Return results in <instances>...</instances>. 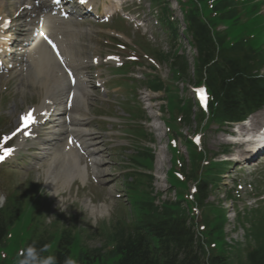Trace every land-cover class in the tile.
Instances as JSON below:
<instances>
[{"label": "rangeland", "instance_id": "1", "mask_svg": "<svg viewBox=\"0 0 264 264\" xmlns=\"http://www.w3.org/2000/svg\"><path fill=\"white\" fill-rule=\"evenodd\" d=\"M262 5L259 10L263 13L264 4ZM207 9L209 10L210 8L206 7L205 10L202 9L203 13H208ZM238 10L242 11L241 8H238ZM208 15L209 14H206L205 16ZM221 30L224 29L221 27ZM254 31L255 33L256 31L258 32V30H255L254 28H252L251 31L250 28H244L242 21H240L238 23L234 22L232 25L225 26V30L223 32H226V34L229 36V39L232 40L238 37L245 38L246 35L249 36L250 32ZM259 31L263 33L262 29ZM81 43L84 44L82 40H80L79 44ZM183 46L185 47L184 50L186 52V59L188 60L190 66L187 72V76L189 77H186L182 81L184 83L193 85L194 80L192 78L191 66L194 62L195 52L191 47L188 46L186 39H183ZM74 48L72 49L74 54L75 52L78 53V51L80 53H84L87 50L85 47H78V45ZM128 72L133 73L135 77L141 78V80H145L143 77L146 74H151L152 77L160 75V77L165 79L170 74L167 64H161V74L142 67H131ZM9 87L11 94L10 96H6L3 94L4 89L2 85H0V100L2 99L3 103L7 102V104L11 106V108H2L3 113H6L10 118L8 117V121H0L1 133L8 132L12 125L15 124L17 116L20 112H22L20 105L23 104V101L28 100L29 103H31L36 99L37 94H39V91H36V88H31V86L22 87L11 84ZM113 87L114 86L111 85V88ZM133 89L138 95V98L135 100L137 105H131L130 101H126L128 98L127 97L125 98L126 100H123L128 103L124 106L125 110L130 109L132 113L137 114L139 117L148 115L151 117V122L152 120L154 122V119L156 122L160 116H170L169 114L171 112L168 110V102L164 100V93H153L148 91L146 88H144V82L140 80L134 83ZM178 92L180 94L178 96V100H191L193 97V94L188 86L186 88L185 85H179ZM161 105L165 106L162 109L163 113L158 112V109ZM117 109V106L108 109L102 100H98L96 104H87L85 106V111L90 117V121H92V123L88 125L87 131L90 135L97 137L96 147L99 149V151L101 150L100 166L98 167L97 171L103 181L106 182V190L109 191V193L106 191L102 193V198L100 201H105V205L107 208H109L108 210L112 211L115 210L114 205L117 204L116 211L118 213V219L115 220L117 221L121 218H124L125 220L121 222L124 224L126 220H129V222H135L141 213V210L134 208V206H128L124 200H117L115 202L113 197L115 194H119V192L123 193L124 187H126L123 178L116 175L120 173L119 164L124 160V156H128V152L126 149L121 151L114 148V144L109 143L108 138H104L105 133L102 132L105 129H99L93 119L95 117L97 120L98 117L106 116V114L116 115ZM191 112L194 111L191 110ZM156 126V131H153V145H149L151 148L150 150L154 155L155 162L151 166L146 164L153 175L152 187L151 189H145L141 185V188H138L139 191L135 192L132 196L131 201L133 203L144 199H149L148 201H154L156 204L161 205L163 202H172L173 200L178 199L176 195L177 193L175 192L174 194L173 187L169 186V182L168 180L166 181L165 178V174L170 167L171 161L170 155L165 149L166 144L168 143L167 136L165 135L159 121L156 122ZM148 128L149 129L147 130V133L152 134V130L150 127ZM179 129L181 132L187 134H192L194 131L202 129L205 131L202 138V148H205L207 152V158H213L224 153L225 151H228L227 148L222 145V143H218L217 141V138L222 139L220 132L217 131V129L222 131V128H215L213 125H207V128L204 129L203 127H200V124H198L196 120L193 121L191 119L189 125L180 126ZM176 141L177 147L182 146L181 141H178L177 139ZM138 142L139 141H137V144ZM140 144L146 145L144 143ZM131 145L132 142L129 143L128 147ZM232 149L229 150V152L239 156L237 151ZM175 150H177V148ZM181 150L183 151L184 148ZM217 160L218 159H214L212 162H217ZM262 167L263 166H260L254 175L249 176V179L245 175H242L244 180L241 184L239 182V177L235 175L238 174V172H236L237 169L234 171V166H229L228 171L224 174V176H222V178L212 182V187L209 188V192L211 193L205 200L206 208L205 211H203V217L208 219V221L217 220L218 226L220 225L219 235H216V237L213 236V238H215V240L212 238L214 241H211L212 239L208 240V242H213L214 245L215 242L217 243V246L215 245V247H213L211 250L227 258L231 264L245 263V248L249 243V240H246V232L244 231V228L248 229L249 222H252L253 220L248 222V218L242 216L248 212L247 208H249V205L251 206L253 202L249 201V196L264 189V184H262L263 181L259 183L256 182L254 186L251 185L252 187L250 189L246 186H243V183H245L247 180L252 183L254 180L258 181L260 177L264 178V169ZM1 170L5 171L6 168H1ZM3 171H0V190L5 192L4 190L10 189L12 197L3 205L0 203V208H2L1 210L3 214L5 212L6 215H8L11 213V209L16 208L14 205L21 207L20 215L14 221L16 234L27 229V232L32 239H37L39 237L50 238L52 242L50 245V253L54 252L57 241L65 235L68 239L70 238L72 240L69 253L71 258L75 260L76 256H78L80 253L86 254L89 250L100 248L104 244L110 243L109 238L111 237L113 222L115 224V220H113L111 217L112 215H109L107 211L103 217L101 216L99 219L93 218L88 207H83L84 203L82 202L86 200L87 191L89 189H80L78 191L76 190V187L72 186L69 188L70 192L63 191L62 194L58 193L55 197L50 198L48 191L44 188V184L42 183L43 178L41 174L37 175L36 172H29L31 176L24 180V177H21L13 172L3 173ZM235 178H238V180ZM234 180H237L239 183L234 184L237 183V181ZM33 183L37 184V186H34V189L30 190L29 185L31 184L32 186ZM180 185L177 187V192L187 191V194L188 192L190 193V189L192 187L190 182ZM233 187L234 189H232ZM80 191L83 192L80 193ZM38 196H40V198H38ZM183 204L182 208L185 209L184 205L186 206V204ZM211 209L214 210L211 212ZM199 212L200 211L196 212L195 217H199ZM238 213L240 216H237ZM67 232L69 234H67ZM15 233L13 232L14 235H12L10 238V243L5 250V252L9 250L12 257H14L13 252L16 248V237L18 238V236H15ZM208 233L209 232H206L205 234L208 235ZM216 239L218 241H216ZM11 260L10 264H13ZM94 264H111V261L98 260L97 262L96 259Z\"/></svg>", "mask_w": 264, "mask_h": 264}, {"label": "trees", "instance_id": "2", "mask_svg": "<svg viewBox=\"0 0 264 264\" xmlns=\"http://www.w3.org/2000/svg\"><path fill=\"white\" fill-rule=\"evenodd\" d=\"M232 4V0H219V6L216 9ZM194 39L199 54V67L204 70L207 85L212 92L214 91L219 105L215 113L219 117L242 118L246 112L250 111L249 108H246L242 90L245 88L246 72L251 68L244 64L245 58L241 59L236 55L241 46L235 45L229 48L220 46V50H222L218 54L220 61L217 60L218 64L216 65H209L217 53L215 46L208 41L210 38L203 25L197 24L195 27ZM220 41H217L218 45L221 44ZM224 51H226V55L222 58ZM262 83L257 81L256 84L253 83L246 87L248 90L246 95L250 98L248 101H251L252 105L254 102L262 101L261 97L264 96V84ZM237 110L238 114H236ZM202 188L199 192V204L207 197L204 186ZM175 207L177 208V206ZM142 211L144 214L138 228L143 230L145 235L136 230L127 235L123 232L118 233L117 248L111 255V258L115 259L113 264H231L223 257H212L206 263L204 262L200 243L194 238L192 230L185 226V219L180 211L152 205L143 206ZM259 224L261 225V223ZM218 227L220 229V225ZM255 229H252L251 233L246 236L252 240L254 247L247 250L244 264H264V229L263 226H258ZM1 235L2 229L0 228V238ZM148 237L157 241V249L150 248ZM34 245L37 248L46 246L42 241ZM67 245L69 242L65 246ZM61 250L64 251V248ZM59 252L60 249L56 252L57 264H64L66 255H61ZM80 263L90 264V261L86 259L85 262L79 261Z\"/></svg>", "mask_w": 264, "mask_h": 264}, {"label": "bare ground", "instance_id": "3", "mask_svg": "<svg viewBox=\"0 0 264 264\" xmlns=\"http://www.w3.org/2000/svg\"><path fill=\"white\" fill-rule=\"evenodd\" d=\"M48 61L49 60L35 61L33 65L37 70V76L40 77L41 81L43 80V82L39 81L40 86L45 89L46 95L51 91L50 93L54 97V94L60 91V87L66 85V80L64 81L61 76L57 75L59 74V72H57L52 63ZM77 80L80 81L79 77L77 78ZM51 88L54 89V92H52ZM81 90L82 89L78 83H76L74 87L69 86L68 88V92L73 91L75 93V98H73L71 108L68 111L69 116L77 112L79 108L81 102V96L79 95V93L81 92ZM42 110L43 108L41 107L39 111ZM249 120V127L241 128L239 130L240 133L243 132L244 136H248L249 131H254L255 128L258 127L262 123V121H264V112H259L258 114L252 116ZM81 125L82 122L74 121L69 117V123L64 122L58 129V133H61L63 141L60 144L61 148L52 152V157L48 164V169H46L42 173L44 174L45 184L50 192L51 198H53L58 192H62L64 191V189H68V183L72 182V178L74 175L75 177H82L79 165L72 158V152H70V150H67L65 142L68 133L77 138L79 142H81L82 147H86V135L83 133V130L80 129ZM61 135L59 134V136H56L57 140L55 141L54 145L49 148V150H52L54 146H56V144L60 142ZM248 141L249 142H247V145H251L252 143L255 145L253 137ZM86 206L87 204H84V207ZM97 212H99V215L102 217L105 214H103V211L99 209Z\"/></svg>", "mask_w": 264, "mask_h": 264}, {"label": "clouds", "instance_id": "4", "mask_svg": "<svg viewBox=\"0 0 264 264\" xmlns=\"http://www.w3.org/2000/svg\"><path fill=\"white\" fill-rule=\"evenodd\" d=\"M45 251H47V246L37 248L35 245H29L22 250L17 264H57L55 255H42ZM64 264H77V262L75 259L67 257Z\"/></svg>", "mask_w": 264, "mask_h": 264}, {"label": "snow or ice", "instance_id": "5", "mask_svg": "<svg viewBox=\"0 0 264 264\" xmlns=\"http://www.w3.org/2000/svg\"><path fill=\"white\" fill-rule=\"evenodd\" d=\"M49 43H52L51 41H49ZM53 48H55L56 46L53 44L52 45ZM59 55V53H57ZM69 75H71V73H69ZM197 93L199 98L201 99V101L203 103H205L206 106V93L204 89H197ZM23 119L25 121L28 122H35L34 117L32 116L31 113H29L28 115H26L25 117H23ZM7 143V140H5V144ZM14 151V149L10 148V147H3V154L0 155V160L4 159L6 156L10 155L12 152Z\"/></svg>", "mask_w": 264, "mask_h": 264}]
</instances>
